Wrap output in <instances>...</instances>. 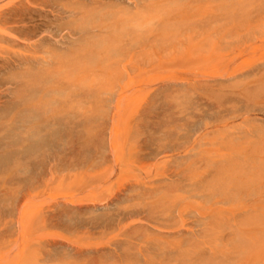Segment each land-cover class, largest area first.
Listing matches in <instances>:
<instances>
[{"label": "rangeland", "instance_id": "rangeland-1", "mask_svg": "<svg viewBox=\"0 0 264 264\" xmlns=\"http://www.w3.org/2000/svg\"><path fill=\"white\" fill-rule=\"evenodd\" d=\"M54 2L0 20V264H264V0H88L77 65Z\"/></svg>", "mask_w": 264, "mask_h": 264}, {"label": "bare ground", "instance_id": "bare-ground-1", "mask_svg": "<svg viewBox=\"0 0 264 264\" xmlns=\"http://www.w3.org/2000/svg\"><path fill=\"white\" fill-rule=\"evenodd\" d=\"M3 1H7L4 5H1L0 6V20H3V21H5V22H10V20H11V17H12V9L11 10H9L8 8L9 7H15V6H18L19 4H24V6L27 8L26 9V11H29V12H39L38 10H36L35 8L36 7H39V6H41L44 2H46V0H0V4L3 2ZM55 2H54V4L56 5V4H60L62 7H63V9H62V11H63V13H65L68 17H69V19H70V22H69V24H75V28L77 29V30H79V33H80V35H79V37L76 39V40H73V39H69V41H67V42H64V41H61V40H59V39H57V38H54V39H57V40H59V41H57V43L58 44H60V45H63L64 46V48H66L67 50H68V53L69 54H67V55H69V58H70V61H71V59H73L74 61H75V63H76V61L77 62H80V61H86L87 62V60L88 61H93L95 64H96V61H98L99 60V58H104L105 57V55H102L103 54V52H101L99 49H98V44H97V42L95 41V38H97V33L96 32H92V31H89V32H87L86 33V35H82L81 33H82V29H83V27L82 26H84V27H87V26H89V25H95V28L97 27L98 28V22H97V20L96 19H92V20H90L88 23H87V25H83V24H80V19L83 17L84 18V16L85 15H87L88 16V18L90 17V14L89 13H91V12H89V10L88 11H86V10H82V8L81 7H83V6H86L87 5V1L88 0H54ZM129 2H131L132 0H128ZM131 4L133 5V8H135V9H137L138 8V6H137V1H133V2H131ZM41 8H44V7H41ZM85 9V8H84ZM123 9V8H122ZM91 11V10H90ZM121 12H122V14H120V18H121V20H119V21H111L112 19H111V17H110V20H108L107 19V21H109V24L111 25V27H113V26H116V27H119V28H123V27H126L125 25L126 24H132L133 23V21H136V19H133L132 17H131V15L129 16V18H128V14H127V12H124V10H120ZM100 18V17H99ZM102 21H103V19H102ZM105 21V20H104ZM43 24H45V25H47V23H45V21H43L42 22ZM92 26V27H93ZM37 28H38V26H34V27H31V28H29L28 30H23V31H21L20 32V35H23V36H25V38H28L31 34H34L36 31H37ZM96 28V29H97ZM100 28H103V27H100ZM92 30V29H91ZM93 30H95L94 28H93ZM4 32V31H3ZM2 32V33H3ZM5 33H7V35H0V38L1 39H7V40H10V41H12V42H18V40L20 39L19 37H15V35H12L11 34V32H6L5 31ZM4 33V34H5ZM9 33V34H8ZM10 35V36H9ZM86 36H88V37H86ZM23 40V39H22ZM24 42H26L25 40H24ZM41 42L42 43H45V42H47V39L46 38H43V39H41ZM76 46V48H73V47H75ZM63 48V47H62ZM49 49V48H48ZM101 49V48H100ZM106 51H108L107 49H109V48H104ZM61 50H63V49H60V51ZM112 50V49H111ZM103 51V50H102ZM105 51V52H106ZM53 52V51H52ZM104 52V53H105ZM114 52V51H113ZM55 53V52H54ZM110 53V52H109ZM58 53H56V55H57ZM59 54H61L60 56H62V54L63 53H59ZM108 54V53H107ZM128 55H131V54H125V53H123V54H118V55H116V56H128ZM108 56H110V54L108 55ZM108 56H107V58H108ZM60 59V57H57V59H56V56H55V59L56 60H59ZM62 58H63V56H62ZM65 59V57L63 58V60ZM44 60H47L46 58L44 59ZM49 60V59H48ZM118 60H120V59H118ZM121 60H124V59H121ZM65 61H68V60H65ZM65 61H63V62H65ZM70 61H69V64H70ZM99 61H101V60H99ZM161 61H162V59H160V63H161ZM49 63V62H48ZM55 64H56V62H55ZM63 64V63H62ZM73 64V63H72ZM78 64H81V62L80 63H78ZM93 64V63H92ZM91 64V65H92ZM61 65V64H60ZM65 65V67H67V65L68 64H64ZM76 65H77V63H76ZM86 65H88V63H86ZM91 65H90V68H89V66L87 67V68H89V69H91ZM97 65H98V63H97ZM58 66H59V64H58ZM85 66V65H84ZM93 66V65H92ZM60 67V66H59ZM68 67H69V65H68ZM70 68L71 67H69L68 69L70 70ZM74 68V67H73ZM76 68V67H75ZM74 68V69H75ZM84 68V67H83ZM93 68H94V66L92 67V71H93ZM58 69V68H57ZM57 69H56V71H57ZM61 69H62V67H61ZM61 69H60V75H61ZM68 69H66L67 71H68ZM78 69V68H77ZM55 70V69H54ZM66 70H64V71H66ZM82 70V69H81ZM91 70H90V72H91ZM94 70H95V68H94ZM74 71V70H73ZM72 71V72H73ZM78 71V70H77ZM76 71V72H77ZM88 71V70H87ZM53 72V71H52ZM71 72V73H72ZM79 72V71H78ZM76 73L77 74V76H79V75H82V74H85V70H84V73H82V74H80V73ZM82 72V71H81ZM89 72V74H91ZM94 73H95V71H93ZM97 72V71H96ZM64 73V72H63ZM70 73V72H69ZM191 73V72H190ZM53 74V73H52ZM57 74L59 75V73H58V71H57ZM73 74V73H72ZM75 74V73H74ZM75 74V75H76ZM79 74V75H78ZM93 74V73H92ZM248 74V73H247ZM64 75V74H63ZM67 75H68V72H67ZM66 75V76H67ZM94 75V74H93ZM196 75V74H195ZM206 75V74H205ZM263 75H264V73H263ZM83 76V75H82ZM197 76V75H196ZM244 76V77H243ZM262 75H260L259 76V72H257V73H253V79L251 80V81H249L248 83H245V77H246V79H248V76H246V74L244 75H241L240 77H237V75H235V76H233V78L232 79H230V81H233L234 83H238V87H240V90H241V95L246 99V101H249L250 100V97L249 96H252V95H254L255 93H256V91H258L257 89H258V84H259V82L263 79L262 77H261ZM191 77H192V75H191ZM243 77V78H242ZM249 80V79H248ZM209 81V80H208ZM208 81H197V80H195L194 78L193 79H190V81L188 82V85H189V87L190 88H195L196 86H198L199 84L200 85H202V86H211V83H210V81L208 82ZM262 82V81H261ZM231 83V82H230ZM235 86V85H234ZM246 111L247 110H249V108L248 107H246V109H245ZM233 112V111H232ZM235 112V114L237 113V111H234ZM249 112V111H248ZM234 114V113H233ZM258 158V157H257ZM249 159V158H248ZM253 160V159H252ZM252 160H251V162H252ZM261 160V159H260ZM254 162V161H253ZM259 162V161H258ZM253 166V165H252ZM259 177V176H258Z\"/></svg>", "mask_w": 264, "mask_h": 264}]
</instances>
